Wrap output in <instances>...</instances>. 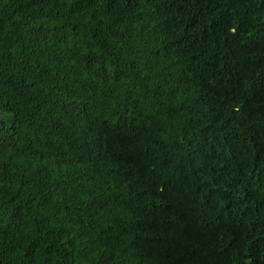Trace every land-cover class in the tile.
I'll return each instance as SVG.
<instances>
[{"label": "trees", "instance_id": "obj_1", "mask_svg": "<svg viewBox=\"0 0 264 264\" xmlns=\"http://www.w3.org/2000/svg\"><path fill=\"white\" fill-rule=\"evenodd\" d=\"M0 264H264V0H0Z\"/></svg>", "mask_w": 264, "mask_h": 264}]
</instances>
